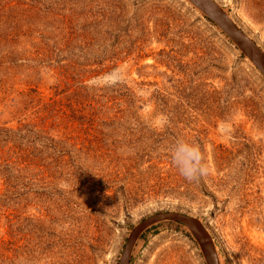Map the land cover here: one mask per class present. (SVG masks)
Returning <instances> with one entry per match:
<instances>
[{
  "label": "rangeland",
  "instance_id": "374dc122",
  "mask_svg": "<svg viewBox=\"0 0 264 264\" xmlns=\"http://www.w3.org/2000/svg\"><path fill=\"white\" fill-rule=\"evenodd\" d=\"M213 1L264 52V0ZM161 211L220 264H264L262 72L191 0H0V264H117ZM129 264L206 262L162 220Z\"/></svg>",
  "mask_w": 264,
  "mask_h": 264
},
{
  "label": "water",
  "instance_id": "95a60500",
  "mask_svg": "<svg viewBox=\"0 0 264 264\" xmlns=\"http://www.w3.org/2000/svg\"><path fill=\"white\" fill-rule=\"evenodd\" d=\"M210 20L222 28L234 44L257 66L264 75V52L258 49L242 30L215 4L213 0H191ZM250 48H248L247 46ZM162 220H175L194 235L206 264H220L213 240L206 228L193 216L177 211H161L144 218L129 233L117 264H129L132 249L140 234L150 225Z\"/></svg>",
  "mask_w": 264,
  "mask_h": 264
},
{
  "label": "clouds",
  "instance_id": "9594fccd",
  "mask_svg": "<svg viewBox=\"0 0 264 264\" xmlns=\"http://www.w3.org/2000/svg\"><path fill=\"white\" fill-rule=\"evenodd\" d=\"M172 163L189 182L197 181L206 174L209 165L198 145L179 140L171 149Z\"/></svg>",
  "mask_w": 264,
  "mask_h": 264
},
{
  "label": "bare ground",
  "instance_id": "6f19581e",
  "mask_svg": "<svg viewBox=\"0 0 264 264\" xmlns=\"http://www.w3.org/2000/svg\"><path fill=\"white\" fill-rule=\"evenodd\" d=\"M247 46V45H246ZM248 48H250L249 46H247ZM262 67L264 68V64L262 65ZM262 218V217H261Z\"/></svg>",
  "mask_w": 264,
  "mask_h": 264
}]
</instances>
